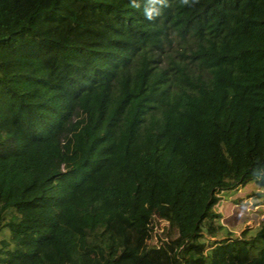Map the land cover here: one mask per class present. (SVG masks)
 Returning a JSON list of instances; mask_svg holds the SVG:
<instances>
[{
    "label": "trees",
    "instance_id": "16d2710c",
    "mask_svg": "<svg viewBox=\"0 0 264 264\" xmlns=\"http://www.w3.org/2000/svg\"><path fill=\"white\" fill-rule=\"evenodd\" d=\"M136 3L0 0V264H264V0Z\"/></svg>",
    "mask_w": 264,
    "mask_h": 264
},
{
    "label": "rangeland",
    "instance_id": "374dc122",
    "mask_svg": "<svg viewBox=\"0 0 264 264\" xmlns=\"http://www.w3.org/2000/svg\"><path fill=\"white\" fill-rule=\"evenodd\" d=\"M221 195L227 200H221L215 205V210L220 214L219 221L238 236L244 228L256 226L264 215V189L254 181L239 187L236 191L222 190ZM167 222L160 220L155 230L162 231L167 228ZM0 231V238L3 232ZM208 233H204L203 241H206Z\"/></svg>",
    "mask_w": 264,
    "mask_h": 264
},
{
    "label": "clouds",
    "instance_id": "9594fccd",
    "mask_svg": "<svg viewBox=\"0 0 264 264\" xmlns=\"http://www.w3.org/2000/svg\"><path fill=\"white\" fill-rule=\"evenodd\" d=\"M190 0H181L182 4H189ZM193 3L197 0H192ZM167 0H147V5L144 9L146 19L152 20L160 14L159 6H166ZM133 7L139 8L140 5L136 3V0H133Z\"/></svg>",
    "mask_w": 264,
    "mask_h": 264
}]
</instances>
